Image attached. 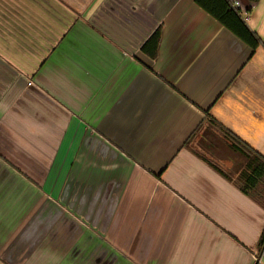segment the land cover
<instances>
[{"label":"crops","instance_id":"obj_1","mask_svg":"<svg viewBox=\"0 0 264 264\" xmlns=\"http://www.w3.org/2000/svg\"><path fill=\"white\" fill-rule=\"evenodd\" d=\"M229 1L254 51L195 0H0V264H264L215 144L264 157V0Z\"/></svg>","mask_w":264,"mask_h":264},{"label":"trees","instance_id":"obj_2","mask_svg":"<svg viewBox=\"0 0 264 264\" xmlns=\"http://www.w3.org/2000/svg\"><path fill=\"white\" fill-rule=\"evenodd\" d=\"M204 10L216 18L225 27L230 29L246 44L252 51L262 44L260 36L253 31L241 15L240 11L234 8L229 0H195ZM251 3L258 0H249ZM160 42V29L158 28L153 35L144 43L142 51L151 59H155L158 55V47ZM230 146L234 151L242 154L246 159L245 166L240 173V181L242 189L246 193H252L260 184L264 185V157L253 150L248 144L240 140L238 137L228 133ZM218 169V168H217ZM219 170V169H218ZM220 171V170H219ZM264 192L259 191L258 197H264ZM262 199V198H260ZM264 250V231L259 242V253Z\"/></svg>","mask_w":264,"mask_h":264},{"label":"rangeland","instance_id":"obj_3","mask_svg":"<svg viewBox=\"0 0 264 264\" xmlns=\"http://www.w3.org/2000/svg\"><path fill=\"white\" fill-rule=\"evenodd\" d=\"M219 140H221V136H219ZM215 144L218 145L217 147L220 146V148L222 149V155H221V159L222 160L221 159L220 160L216 159V162L220 163V165L223 166L226 171H229V172L235 174L239 170L241 171L244 168L243 164H244V160L245 159L241 158L239 155H237V156L233 155V152L230 151L228 148L224 147V145H221L220 142L215 141ZM215 152L216 153L214 155L216 156L217 155V151H215ZM205 154L208 157H210L209 153H205ZM228 165H230V166L231 165H236V166H238V168L237 169L235 168V170L233 171V169L228 168Z\"/></svg>","mask_w":264,"mask_h":264},{"label":"built area","instance_id":"obj_4","mask_svg":"<svg viewBox=\"0 0 264 264\" xmlns=\"http://www.w3.org/2000/svg\"><path fill=\"white\" fill-rule=\"evenodd\" d=\"M231 4H232V6H233L234 8H236V9H238V10L240 11L241 15L243 16V18H244L245 20L248 19L247 15L245 14L246 12H244V9H242V7H241L239 1H233Z\"/></svg>","mask_w":264,"mask_h":264}]
</instances>
